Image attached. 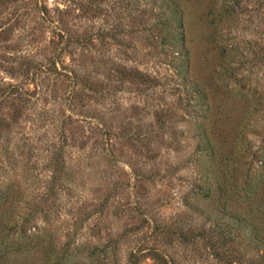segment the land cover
Here are the masks:
<instances>
[{"label": "rangeland", "instance_id": "374dc122", "mask_svg": "<svg viewBox=\"0 0 264 264\" xmlns=\"http://www.w3.org/2000/svg\"><path fill=\"white\" fill-rule=\"evenodd\" d=\"M179 1L185 10L194 73L210 95L206 133L216 139L220 153L243 132L250 151L263 150V0L249 2L250 11L239 23L232 62L237 70L229 86L214 75L218 54L206 22L211 0ZM83 2L46 0L47 10L40 13L34 0H17L0 18V93L14 84L33 94L17 118L15 105L21 103L7 97L0 101L2 111L18 120L10 133L13 143L30 138L33 147L11 144L18 154L29 149L39 154L34 175L47 161L46 154L65 152L74 181L70 195L62 196L69 201L67 211L60 215L57 207L43 204L46 183L30 175L33 182L27 181L20 164L18 169L8 167L4 177L16 180L13 191L38 195L18 202L22 210L50 206L48 218L38 212L25 224L28 233L41 237L50 231L57 238L64 220L73 221L72 215L80 210L90 211L93 216L79 232V241L120 239L122 256L148 230L139 232L147 224L145 217L174 223L194 216L184 203L190 188L201 183L196 132L192 118L178 105L182 86L176 71L147 38L149 24L140 22L139 16L133 20L124 15L117 0L104 4L103 14L84 10ZM250 14L255 15L252 22L246 20ZM120 63L157 75L158 87L147 89L134 82L116 90L114 74ZM76 81L95 87L75 91ZM157 109L164 111L159 118ZM13 231L23 237L16 228ZM21 239L14 244L21 246L18 254L0 256V264H40V248L25 247ZM202 260L195 264L210 263Z\"/></svg>", "mask_w": 264, "mask_h": 264}, {"label": "trees", "instance_id": "16d2710c", "mask_svg": "<svg viewBox=\"0 0 264 264\" xmlns=\"http://www.w3.org/2000/svg\"><path fill=\"white\" fill-rule=\"evenodd\" d=\"M14 1L17 0H0V18ZM34 1L40 13L47 10L46 0ZM84 1V10H95L99 14L104 13L103 6L109 2ZM252 1L211 0L209 4L206 22L212 30L213 49L218 54L214 75L217 79L224 78L226 86H229L237 70L232 63L238 44L235 41L238 37L236 32L240 29L242 16L250 11L248 4ZM117 2L124 10V15L133 20L139 16L140 22L149 24L147 38L151 46L166 55L165 62L174 68L180 80L182 93L177 101L179 108L185 110L193 120L196 132L195 155L199 171L197 178L201 179V183H195L190 188L184 203L186 210L194 216L188 221L174 223L145 217L147 224H142L139 232L145 228L148 230L143 231L133 248L122 256L120 239L111 242L112 238L104 236L105 238L99 239L98 242L79 241V232L87 226V220L93 216L90 211L80 210L77 215H72L73 221L64 220L60 236L57 238L50 231L41 235L42 238L28 233L25 224L38 212L45 213L48 218L50 206L41 209L31 206L29 212L22 210L18 202H26L25 198L35 200L38 195L32 197L26 192L13 191L16 180H5L4 172H7L8 167L18 169L20 164L22 171L28 174L27 181L33 182L30 176L38 178L39 181L43 179L46 190L41 195L42 203L57 207L55 212L60 215L63 210L67 211L66 205L69 201L62 196L70 195L69 190L74 182L73 172L65 152L58 150L44 156L47 161L41 163V171L35 172V176L32 169L39 167L40 156L31 149L20 151V154L14 149L12 144L29 148H32L33 144L31 140L28 141L30 138H25L22 144L13 143L10 133L15 131L14 122L18 120L12 121L8 114L2 111L0 103V256L3 258L18 254L21 246L15 247L14 244L24 238L25 247L40 248V264H143L148 260L151 261L150 264H195L201 257H204L202 261L210 262L209 264H264V149L250 151L243 132L239 137L232 139L229 146L220 153L216 139L206 133L204 119L205 111L211 108L210 95L203 81L194 73L185 10L180 1ZM254 16L250 14L246 20L252 22ZM29 68L30 66L22 68L21 74H27ZM114 76L118 81L116 90L134 82L146 86L147 89H155L159 84L157 75L122 63L117 65ZM74 84L75 91L80 87H95L92 83H88L87 87L79 81ZM8 87V91L0 93V101L7 97L21 103L15 105L14 117L17 118L21 110L28 107L31 100L29 96L33 94L14 84ZM162 110L156 111L160 113L158 118L164 113ZM252 163L256 165L253 166ZM72 210L70 209V212ZM15 228L17 232L23 233V237L15 236ZM189 260L193 262L190 263Z\"/></svg>", "mask_w": 264, "mask_h": 264}]
</instances>
